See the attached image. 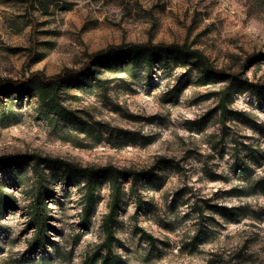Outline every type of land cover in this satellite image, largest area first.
<instances>
[{"label":"rangeland","instance_id":"1","mask_svg":"<svg viewBox=\"0 0 264 264\" xmlns=\"http://www.w3.org/2000/svg\"><path fill=\"white\" fill-rule=\"evenodd\" d=\"M146 44L199 50L243 85H202L175 63L108 73L107 92L63 96L68 120L36 94L0 96V188L13 198L0 219V264H102L107 254L109 184L98 185L82 225L83 186L45 165L51 227L31 251L37 177L25 156L140 174L139 211L122 178L109 264H264V0H0V81L52 78L101 51ZM232 84L223 119L214 94Z\"/></svg>","mask_w":264,"mask_h":264},{"label":"trees","instance_id":"2","mask_svg":"<svg viewBox=\"0 0 264 264\" xmlns=\"http://www.w3.org/2000/svg\"><path fill=\"white\" fill-rule=\"evenodd\" d=\"M171 63L188 66L189 69L199 73L198 81L202 85H209L231 80L238 85H243V80L226 75L223 72L213 70L208 58L199 50H191L185 45H128L118 49H108L93 56L91 62L83 69L74 71L64 70L52 78H42L34 76L29 81L20 84L0 81V96L8 93H17L19 97L36 94L39 100L50 111H56L65 119H74V113L64 108L63 96L70 91L77 89L91 92L94 89L107 92L112 83L111 78L104 77L108 73H129L135 70L152 72L157 65L166 66ZM172 94L177 98L178 91ZM233 84L225 86L220 92L215 93L218 97L217 109L221 112V117L226 119L231 113L230 104L232 101ZM5 160L0 158V162ZM26 163H33L32 170L36 175L37 188L34 192L31 204V226L36 230L34 240L31 243V251L39 247H44L49 239L48 228L50 226L51 208L49 200L55 195L48 183L51 178L43 165L51 167L53 170L61 171L59 177L67 182H78L84 190V207L82 225H87L90 221L98 202L97 188L102 182H107L111 189V203L109 214L103 220V230L105 233L104 247L107 254L102 258V264H109L113 242L116 239V218L123 203L124 183L122 178L131 177V192L136 199L138 211L143 208L144 197L139 190L140 174L132 170H122L113 166L105 167H84L79 164L65 161L61 158H38L36 156H25ZM25 162L22 163V165ZM21 173L14 174L17 180ZM264 184V182H263ZM0 188V219L6 213L9 206L13 205L12 196L6 194ZM112 257V258H111Z\"/></svg>","mask_w":264,"mask_h":264}]
</instances>
